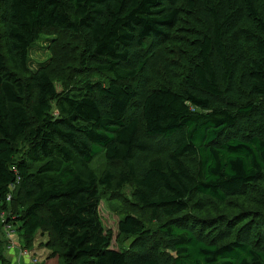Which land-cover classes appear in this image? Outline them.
I'll return each mask as SVG.
<instances>
[{"label": "trees", "instance_id": "obj_1", "mask_svg": "<svg viewBox=\"0 0 264 264\" xmlns=\"http://www.w3.org/2000/svg\"><path fill=\"white\" fill-rule=\"evenodd\" d=\"M2 212L61 264H264V0H0Z\"/></svg>", "mask_w": 264, "mask_h": 264}, {"label": "rangeland", "instance_id": "obj_2", "mask_svg": "<svg viewBox=\"0 0 264 264\" xmlns=\"http://www.w3.org/2000/svg\"><path fill=\"white\" fill-rule=\"evenodd\" d=\"M48 44L49 42L44 41V48H36L31 53V60H34L33 63L31 62V68H35L37 63H39V60L42 62V59H44L45 56L49 54V51L45 49V46ZM61 87L62 86L59 83H55L57 92L61 91ZM99 165L100 162H98V160L93 163V166L96 169L99 167ZM127 192L128 190L124 191V193ZM116 207L117 203L115 202H113L112 205L107 202H103L99 207V213L103 222V226L111 231L112 248L114 249L117 248L116 244H118L115 241L118 237V223L121 217L117 212ZM0 218L1 220H4V212L0 213ZM7 232L5 233V236L0 235V241H3L0 253L9 261V264H61L59 258L53 256L52 251L47 247L46 243L48 241V236L46 233L38 232L32 242L31 247L29 249L22 250L20 248H22L23 244L19 239V236L15 233L16 231H14V228L7 227ZM0 234H3V231L0 232ZM127 245L128 242H125L124 246ZM21 252L26 253L22 254Z\"/></svg>", "mask_w": 264, "mask_h": 264}, {"label": "built area", "instance_id": "obj_3", "mask_svg": "<svg viewBox=\"0 0 264 264\" xmlns=\"http://www.w3.org/2000/svg\"><path fill=\"white\" fill-rule=\"evenodd\" d=\"M9 199H10V197L8 196V197H7V200H9ZM25 253H26V252H23L22 254H25Z\"/></svg>", "mask_w": 264, "mask_h": 264}]
</instances>
